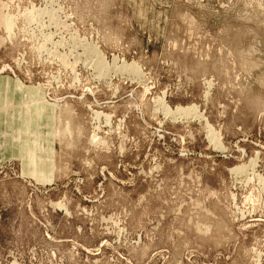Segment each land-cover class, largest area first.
I'll list each match as a JSON object with an SVG mask.
<instances>
[{"label": "rangeland", "instance_id": "374dc122", "mask_svg": "<svg viewBox=\"0 0 264 264\" xmlns=\"http://www.w3.org/2000/svg\"><path fill=\"white\" fill-rule=\"evenodd\" d=\"M0 4V75L57 108L52 175L0 167V264H264V0Z\"/></svg>", "mask_w": 264, "mask_h": 264}, {"label": "crops", "instance_id": "0c3cea01", "mask_svg": "<svg viewBox=\"0 0 264 264\" xmlns=\"http://www.w3.org/2000/svg\"><path fill=\"white\" fill-rule=\"evenodd\" d=\"M57 108L43 89L19 78L0 75V167L16 163L21 177H49L46 163L55 152Z\"/></svg>", "mask_w": 264, "mask_h": 264}, {"label": "bare ground", "instance_id": "6f19581e", "mask_svg": "<svg viewBox=\"0 0 264 264\" xmlns=\"http://www.w3.org/2000/svg\"><path fill=\"white\" fill-rule=\"evenodd\" d=\"M3 4V3H2ZM2 4H0V22L2 21V25L4 26V28H5V30L7 31V34H10L11 32H12V29H13V26L15 25V19H13L12 17H8V16H6V15H3L4 13H1V11H3L2 10V8L3 7H1L2 6ZM36 11H39V9H35ZM34 10V11H35ZM31 12H33V11H31ZM32 14V13H31ZM34 14H36V12L34 13ZM28 15V14H27ZM26 15V16H27ZM36 16L37 15H30L29 14V16H27L26 17V21H27V24H30V23H33L34 22V20L36 19ZM25 17V16H24ZM26 24V23H25ZM1 25V26H2ZM37 26V25H36ZM37 29V28H36ZM86 46H87V44H86ZM92 47V46H91ZM91 47L90 48H88L89 50H91V54L92 53H94V54H97L99 51H97V49L95 48V49H91ZM87 48V47H86ZM88 50V51H89ZM93 54V55H94ZM100 54V53H99ZM98 54V55H99ZM96 56V55H95ZM99 56H101V55H99ZM98 56V57H99ZM97 58V57H96ZM102 59H103V57L100 59V62L102 61ZM105 59V58H104ZM99 60V59H98ZM113 60H116V59H113ZM115 62V61H114ZM106 63V62H105ZM116 63V62H115ZM114 63V64H115ZM102 64H104V63H102ZM134 64V63H133ZM129 65V66H123L122 67V65H121V67L119 66V68H117L118 69V71L119 70H121V68H123L122 70L124 71H127V72H136L137 71V69H138V66H136V64L135 65ZM113 65V64H112ZM115 65H117V64H115ZM114 66V65H113ZM118 67V66H117ZM115 69H116V67H115ZM139 71V70H138ZM137 71V72H138ZM139 73V72H138ZM138 73H136V74H138ZM162 101V100H161ZM160 103V102H159ZM161 103H163V101L161 102ZM163 105V104H162ZM163 107H164V109L166 110V112L169 114V113H171V115L173 114H178L179 115V113H183L184 111H187L188 112V109H180V108H177L176 110H175V112L173 113V112H171L170 111V109L167 107V106H165V105H163ZM184 114V113H183ZM188 115H189V113H187ZM185 115H186V113H185ZM99 116V115H98ZM211 129V128H210ZM58 133H59V131H58ZM63 133V132H62ZM211 137V136H210ZM213 137V136H212ZM211 137V138H212ZM93 139H95V137L93 138ZM213 139V138H212ZM214 139H215V137H214ZM217 140V139H216ZM215 140V141H216ZM214 141V142H215ZM215 144H216V142H215ZM217 144H218V141H217ZM218 146V145H217ZM254 161V160H253ZM252 162V161H251ZM253 167V166H252ZM242 168V167H241ZM251 168V167H250ZM239 170V172L241 173V171H240V168H238ZM243 169H246V168H243ZM237 171V170H236ZM243 172H245V171H243ZM263 184V183H262ZM264 185V184H263ZM263 187V186H262Z\"/></svg>", "mask_w": 264, "mask_h": 264}]
</instances>
